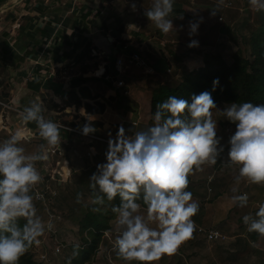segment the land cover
Masks as SVG:
<instances>
[{"label":"clouds","instance_id":"obj_1","mask_svg":"<svg viewBox=\"0 0 264 264\" xmlns=\"http://www.w3.org/2000/svg\"><path fill=\"white\" fill-rule=\"evenodd\" d=\"M224 2L216 0L217 7ZM248 3L253 10L264 11V0ZM173 4L174 0H151V7L143 11V16L166 34L173 28L169 18ZM130 7L135 10V2ZM217 13V8H213L209 15ZM201 22L202 18L189 22L190 37L197 33ZM197 46L195 39L187 44L189 48ZM102 72L100 66L94 75ZM218 82V78L213 79L211 91ZM211 91L193 93L189 98L170 95L156 105L151 125L134 133L119 125L114 136L108 134L104 160L96 164L88 181L89 188L96 191L94 204L119 198V203L112 206V247L125 264H154L162 255L174 254L192 236V217L197 214L199 203L187 188L188 176L194 170H201L205 164L214 165L223 157L235 167L237 183L264 184V103L232 101L219 109ZM212 109L221 111L225 120L234 125L223 143ZM63 111L72 116L75 106H65ZM78 111L85 118L79 129L81 135L95 133V116L83 107ZM45 112L39 97L19 112L22 124L34 122L44 142L37 151L26 152L24 142L32 139V131L26 127L0 140V264H18L20 257L33 245L38 246L40 238L55 226L54 218H42L33 202V189L43 179L37 162L47 161L52 150L61 151L60 128L64 125L46 118ZM64 164L68 169L65 160ZM232 192L230 200L235 207L247 206V193H239L236 188ZM138 201L143 202V212ZM241 220L249 233L264 237V202Z\"/></svg>","mask_w":264,"mask_h":264},{"label":"crops","instance_id":"obj_2","mask_svg":"<svg viewBox=\"0 0 264 264\" xmlns=\"http://www.w3.org/2000/svg\"><path fill=\"white\" fill-rule=\"evenodd\" d=\"M133 2L136 4L135 10L130 7ZM149 7H151V0H0V20H3V27L0 26V34L2 33L5 41L0 46V59L7 60L8 57L15 59L17 56L20 69L24 59L26 60L30 57V71L27 72V76L23 80L22 95L21 91H18L14 97L5 98L12 99L15 107L22 110L23 107L29 104V101H34L39 97L43 100L46 107V118L67 125L75 124L80 129V126L83 125L80 120L82 116L79 115L78 111L80 107L73 103H63V95L69 91L68 84L70 80L68 75L74 71L77 74L75 75L76 77L80 72L78 70L80 66H75L73 61L75 56L79 54L81 45L87 41L91 42V48H96L95 54L93 56L90 54V56L94 57L93 61H97V69L100 66L103 67L102 74L105 71L106 73L114 72L115 60H125L131 54H138L148 66L160 75L166 73L169 68L168 63L170 65L172 63L175 64V68L181 72H191L203 67L208 49L214 47L213 43L216 42L214 39L216 38L217 40L219 38L218 32L221 24L218 23V19L224 15V4L217 7L216 0H174L173 11L169 14L173 28L166 34L159 31L151 21H147L146 17L143 16V11ZM213 8H217L218 12L216 22L214 21V16L209 15L210 10ZM96 10L100 11L99 17H93V13ZM88 13L87 20H84V15ZM199 18H202V22L199 24L197 33L190 37L188 35L189 22H195ZM83 21H92L85 23V26L90 28L92 25L93 27L90 30L83 27ZM4 27L7 29L4 30ZM76 31L78 34L70 35L71 32ZM212 31L214 32L212 33ZM113 32L116 34L115 38H119L122 41L117 39L116 44H113L114 39L111 38ZM63 35H67V37L73 36L70 40L69 38H64ZM191 39L198 41L197 47H187ZM57 41L58 47L56 49L58 51L52 52L50 44ZM74 43L78 44V48H75V50L72 47ZM3 47L7 51L3 52ZM37 48L43 49L36 52ZM111 58L114 60L112 63L110 62ZM148 59H152L153 62L157 59V62L150 65ZM124 70V76H126L124 81L127 84L124 88L116 89L111 85L109 89L106 83L103 82L101 83L102 85L98 86L91 82L87 85L92 95L96 94L99 97V101H102V98L105 100L113 98V101L108 102L109 105L102 115H95V120L101 121L104 125L99 131L95 132L98 137L108 139L109 133L114 136L119 125L129 129L130 133H134L148 126V121H150L151 90L146 89L132 76V74L135 76L137 73L142 72L133 66L125 67ZM23 73L21 72L19 75H23ZM102 74L92 76L90 71H88L85 76L96 78L93 81H98ZM102 80L106 82V78ZM29 81L40 84L41 87L37 94H33L27 89L26 85ZM101 92H103L102 96ZM53 97L57 98L59 103ZM14 98L16 102H14ZM50 103L60 108L62 104L64 106L74 105L75 111L72 116L66 113V115H61L59 111L48 109L47 104ZM226 106L223 105L220 109ZM115 115L126 118L125 120L136 122L137 126L132 127L129 124H121ZM15 118L20 119L16 115ZM18 122H21V120ZM25 127L29 129L26 125H24ZM31 131L32 139L30 143L35 144L39 149V146L44 142L38 136L37 130ZM60 135L62 137L61 154L57 155L59 157L56 161L59 169L55 170L65 174L67 170H71V177L75 173L73 175V183H79L89 191V181H87V175L85 174H92L95 171L96 164L103 162L106 144L81 139L74 134L63 131H60ZM218 135L228 139L224 130H218ZM82 142L86 145V153L87 151L95 152L94 163L90 162L86 157H81L77 154L76 150L80 148V145L83 144ZM226 152L227 150L225 149V153L222 155L225 156ZM64 160L67 162L68 169L65 168ZM39 163L41 164V162ZM46 166L49 165H44L48 171ZM220 166L222 167L223 164L217 166L205 164L201 170H194L193 174L188 176L189 185L187 190L192 193L193 199L198 201L199 212L192 217L195 222V229L192 236L179 246L182 249L186 246L191 247L199 244L200 236L196 233L197 227L215 229L225 234L223 220L221 219L220 222H217L218 215H223L224 221L237 225L243 223L241 220L243 215L254 213L251 212V209L249 210V206L234 208L233 204L228 203H226L224 210L219 213L217 210L218 205L213 202H206L210 201L209 197H211L218 204L225 203L223 197L229 187L219 182L218 193L215 194L216 190L210 186V183L214 182L216 170L220 169ZM222 179L226 182L225 172L222 173ZM254 186L256 185L247 182L244 185L245 188H254ZM199 189H202V191H199ZM219 191L222 194H219ZM74 193H77V191ZM55 199L53 201L64 202V197L60 198V195L57 200ZM81 204L78 203L79 206ZM140 211L143 212L144 209ZM232 214L239 215L233 220ZM240 229L242 231L239 234H234L229 240L231 242L223 246L225 248L214 258L217 264L223 263L229 258H247V256H251L250 252L253 254L252 257H255V264L262 263L259 256L264 251L262 249L264 237L259 236L255 232L249 233L245 225Z\"/></svg>","mask_w":264,"mask_h":264},{"label":"rangeland","instance_id":"obj_3","mask_svg":"<svg viewBox=\"0 0 264 264\" xmlns=\"http://www.w3.org/2000/svg\"><path fill=\"white\" fill-rule=\"evenodd\" d=\"M230 3V5H227ZM225 6V12L222 18L218 19V23L221 24L219 27V38L216 40L214 39L213 46L208 49V53L206 54L204 60L208 58L209 56L215 54V53H220L223 58L229 62L230 61V56L236 52L237 49H243L242 46V38L248 37V26H253L256 24V16L257 12L256 10H253L249 3L248 0H225L224 2ZM217 15V14H216ZM216 15L214 16V21L216 22ZM3 20H0V26L3 27ZM84 24L82 23L83 27L85 26V23H89L92 21H83ZM81 26V25H80ZM91 27H93L91 25ZM91 27H86L89 30ZM8 28V26H7ZM4 27V30L7 29ZM186 28V26H185ZM69 32V31H68ZM214 31H212L213 33ZM33 33V31H32ZM84 33V32H83ZM82 33V34H83ZM64 34V33H63ZM71 34H78L76 32H71ZM39 35V34H38ZM64 38H69L71 40L72 36L67 37V35H63ZM83 38V37H82ZM65 40V39H63ZM2 42H5L2 33L0 34V46L3 44ZM61 44V43H60ZM51 51L52 52H57L58 50L56 49L58 47V41L50 44ZM43 48H37L36 52H39ZM92 51V50H91ZM1 52V51H0ZM30 52V51H28ZM32 52V51H31ZM93 52H96V49H93ZM90 52V54L93 56L94 53ZM1 57V54H0ZM171 61V60H170ZM157 62V59L153 60L148 59V63L152 65ZM22 67L19 69V63H18V57L16 56L15 59H12L11 57H8L6 59H0V100L7 102L6 98L14 97L17 92L21 91V95L23 93V87L22 85L24 84V78H26L27 72L30 71V57L27 58L26 60L22 62ZM91 68H90V73L92 76H94V71L97 70V61H90L89 62ZM168 67L170 68V73H164L163 75H159V77H153V76H148L144 73H137L135 76L132 74V76L137 80L138 83H141L143 86L146 87L149 91L155 87L158 84H163V83H169V82H175L179 79L181 72L179 69L175 68V64H167ZM80 66V65H79ZM29 67V68H28ZM81 68V66H80ZM80 68L78 69L80 71ZM141 71V70H139ZM21 72H24L23 75H19ZM59 72V71H58ZM68 72V71H67ZM132 72V71H129ZM142 72V71H141ZM165 72V71H164ZM79 74V73H78ZM88 74V73H87ZM86 74V75H87ZM109 74V73H108ZM130 76V75H129ZM126 79V76H124ZM105 79V77H104ZM130 81V80H128ZM105 83L104 80L100 79L98 81H92L91 83H94V85H102L101 83ZM134 84V83H133ZM127 85V84H126ZM130 86V85H129ZM104 87V86H102ZM93 92L95 93L93 87H92ZM103 92H101L102 96ZM20 95V96H21ZM96 95V94H94ZM6 97V98H5ZM15 99V98H14ZM102 101L107 103L106 105L108 106L109 103L102 98ZM110 101V100H109ZM113 101V100H112ZM16 102V99L15 101ZM30 102V101H29ZM28 102V103H29ZM105 105V106H106ZM62 106H64L62 104ZM61 106V107H62ZM223 105H217V108L220 109V107ZM121 113V112H119ZM9 114V113H8ZM83 118V117H82ZM212 118L214 120H217V128L218 130H224L225 136L228 137L234 130V125L230 124L228 121L225 120V117L223 116V113L219 111L218 109H212ZM20 121V119L15 118L14 114H11L8 116V122L13 123V127H9L10 132L12 133L18 128H24L21 126H16L17 120ZM81 120V119H80ZM79 120V121H80ZM154 121H148V126L151 125ZM6 124V123H5ZM10 133V134H11ZM9 134V135H10ZM6 132H3L1 134V139H6L9 136ZM82 139V138H81ZM87 140V139H85ZM227 139L222 140V142H225ZM89 141V140H88ZM83 143V142H82ZM78 146V145H77ZM24 147L26 149V152H34L37 151L38 148L36 147L35 144L30 143V141L24 142ZM86 145L83 143L80 145V148L76 150L77 154H79L81 157L84 156L86 159H88L90 162L94 163V157L90 158L87 156ZM227 150V148H225ZM226 156V155H225ZM59 156H55L53 158L52 156H49V162L45 163L44 165H49L46 166L48 168V174L53 173L55 174L57 171L55 169L57 168V159ZM93 160V161H91ZM219 164H223V166H220V169L216 170V176L214 182L210 183V186L216 190L217 194V189L219 188V185H227L229 188L227 190V193L223 197V201L225 202L224 204H218V202H214V200L209 197L210 201H206L207 203L213 202L214 204L218 205L217 210L219 213H221L225 206L226 203L232 204L230 197L233 195L232 189L236 188L238 192H246L248 195V204L249 210L251 209V212H255L257 206L261 203L264 202V184H253L256 185L254 188H248L244 187L246 184V181H241L240 183H237L234 179L236 175V169L233 166H229L223 157L218 158L217 162L214 164V166H217ZM39 162H37V166H40ZM84 165V164H83ZM213 166V165H212ZM60 171V170H59ZM225 172L226 175V182L222 179V173ZM75 173H73L74 175ZM193 174V173H192ZM190 174V176L192 175ZM73 175L71 177V183L65 184L60 183L57 185H53L56 189L57 197L55 200H57L58 196L60 195V198L64 197V202H60L59 200L53 201L50 205V208L61 215L62 221L58 224H56V235H57V240L61 241L64 248L62 249V252L59 255H54L51 253V246L52 244H49V247L47 249L48 253V263L47 264H63L65 262L67 257V251L68 248L71 246H80L82 247V241H81V235L79 233V222L83 218L87 204H91V196L89 195V191L79 183L74 184L73 183ZM87 175V181L88 178L91 174H85ZM197 182V181H195ZM74 184V185H73ZM256 187V188H255ZM93 190L94 189H90ZM77 193H74L76 192ZM199 191H202V189H199ZM210 192V190H208ZM201 193V192H200ZM219 194H222L221 191H219ZM79 196V199H78ZM90 200V201H89ZM34 202V201H33ZM78 203H82L80 206ZM38 214L46 219V211L44 208H41L39 205H37L34 202ZM54 204V205H53ZM203 206V205H202ZM237 208V207H234ZM199 212V211H198ZM197 212V213H198ZM239 215V214H238ZM238 215H233L232 214V219L235 220V218L238 217ZM221 216V217H220ZM221 219L223 220V224L225 226V231L226 233L224 236H226V241L223 242H206L202 236H200V239L198 241L199 244L196 246H191V247H184L183 249L178 247L177 251L172 254V255H162L161 258L154 262V264H217V262L214 260L217 254H219L228 244L232 236L234 234H239L244 226L243 223L240 224H234L229 221H224L223 215H218V221L220 222ZM114 220V219H113ZM113 220L110 221V229L105 231L102 241L98 246L97 253L95 254L94 259L92 260L91 263L89 264H125L124 261H122L120 258H118L113 250L112 247V240L114 239L115 233L112 231V226H113ZM204 228V227H203ZM215 230V229H214ZM259 247L258 245H256ZM264 245L262 246V249L264 250ZM33 248V247H32ZM51 248V249H50ZM261 248V247H260ZM33 254V250H31ZM251 256H247V258L242 257V258H229L223 263L219 264H255V257H252L253 254L250 252L249 253ZM260 262L258 264H264V251L261 252V256H259ZM251 260V261H250ZM45 263V264H46Z\"/></svg>","mask_w":264,"mask_h":264},{"label":"trees","instance_id":"obj_4","mask_svg":"<svg viewBox=\"0 0 264 264\" xmlns=\"http://www.w3.org/2000/svg\"><path fill=\"white\" fill-rule=\"evenodd\" d=\"M88 16L89 13L84 15V20H87ZM99 16L100 11H94L93 17ZM248 33V37L242 38L243 49H237L230 56L229 62L220 53H215L204 60L203 67L191 72L184 71L175 82L158 84L153 87L150 98V121H153L152 116L156 105L164 101L168 96L175 95L189 98L193 93L198 94L205 90L211 91L212 81L215 78H218L219 82L215 90L211 91V94L216 105H227V103L232 101L237 103L243 101L264 103V11L257 12L256 24L248 26ZM115 37L116 34L113 32L111 35V38L114 39L113 44H116L117 39L122 41ZM77 43L72 44L74 50L78 48ZM92 49L96 48H91V42L87 41L81 45L79 54L75 56L73 62L75 66H81L80 72L78 76L70 80L68 84L69 91L63 95V103H73L80 108L83 107L86 113L95 116L102 115L105 112L107 103L99 101V97L92 95L87 86L89 82L96 79L85 76L91 68L88 63L94 59V57L90 56ZM2 51L5 52L7 49L3 47ZM110 62L112 63L114 60L111 58ZM112 74L116 76L117 72L114 71ZM104 77L105 74H102L99 79ZM105 83L110 89L111 84L108 81ZM26 87L33 94H37L41 86L37 82L29 81ZM109 100L112 101L113 98H109L106 101L109 102ZM47 105L48 109L59 111L61 115H66L63 111L65 106L60 108L53 103ZM81 121L83 124L85 123L84 118H81ZM13 123L7 121L6 125L14 128ZM92 123L97 131L104 126L101 121L94 120ZM18 125L24 126L17 120L16 126ZM26 126L31 130H37L34 122H29ZM69 126L76 127L75 124ZM94 134L96 135V133ZM89 193L91 204L86 207L85 214L79 222V233L83 246L69 247L63 264L91 263L105 231L111 228L110 221L114 219L112 206L119 203V198L112 201L105 199L103 205H97L93 203L96 191L89 190ZM138 202L141 203V209H144L143 202ZM19 222L22 224L23 220L21 219ZM32 247L20 257L18 264H37L33 260Z\"/></svg>","mask_w":264,"mask_h":264},{"label":"built area","instance_id":"obj_5","mask_svg":"<svg viewBox=\"0 0 264 264\" xmlns=\"http://www.w3.org/2000/svg\"><path fill=\"white\" fill-rule=\"evenodd\" d=\"M227 5H230V3H228ZM129 66H133L137 68L138 70H141L142 73L148 76L159 77L160 75L158 72L154 71V69H152L150 66H148V64L138 54H131L125 60H121V59L115 60L114 70L117 72V75L113 76L112 73L108 74L105 71L104 74H105L106 81H108L116 89H121V88L126 87V83L124 81V75H125L124 68L129 67ZM166 73H170V68L166 70ZM75 75L77 74H75L74 71L71 72V74L68 75V79L71 80L72 78L75 77ZM20 111L22 110L15 107L12 99H7V102L0 100V136L3 132H6L8 135L11 133L9 127L5 123L8 121V116L10 115V113L16 116H19ZM115 117L118 118L121 124H129L132 127L137 126L136 122H132L131 120H125L126 118H121L117 115H115ZM56 122L64 125L60 128V131L74 134L75 136L79 138L87 139L89 141L99 142L102 144H106L107 142V139L98 137L93 133L87 136H84V135H81L79 128L74 127V126H69L59 121H56ZM0 140H2L1 137H0ZM60 154L61 153L59 150H52L50 151L49 156L54 157ZM87 156L92 158L96 156V154L94 151H89L87 153ZM49 160L50 159H48L47 161H42L41 162L42 165L37 166L43 179L38 185L34 187L33 195H34V202L37 205H39L41 208H44L46 211L45 220H47L49 216L53 217L55 226H54L53 231L46 232L45 235L40 238L41 243L38 246L33 245V248H32L33 260L37 264H45L46 262L48 263L47 249L49 247V244H52L51 253L54 254L55 256L59 255L62 252V249L64 248L62 242L57 240V235H56V224L62 221V217L60 214L54 212L50 208V205L57 196L56 189L53 185H57L60 183H64V184L71 183V174L66 175L63 172H56L55 174L50 173L47 175L48 172H47V169L44 167V164L49 162ZM67 172L71 173L72 171L67 170ZM196 233L197 235L202 236L206 242H223V241H226L227 239L226 236H224V234H222L219 230H214L210 228L197 227Z\"/></svg>","mask_w":264,"mask_h":264}]
</instances>
